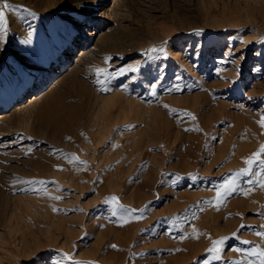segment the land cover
I'll use <instances>...</instances> for the list:
<instances>
[{"label": "rangeland", "instance_id": "374dc122", "mask_svg": "<svg viewBox=\"0 0 264 264\" xmlns=\"http://www.w3.org/2000/svg\"><path fill=\"white\" fill-rule=\"evenodd\" d=\"M5 2L0 106L51 52L47 31L61 42L66 15H79L69 0ZM101 10L103 24L76 34L100 48L75 74L82 85L45 110L54 87L37 102L28 94L0 130V264H261L264 174L247 161L264 146V0H107ZM121 66L140 71L97 74ZM103 98L116 105L100 118ZM63 106L81 108L69 131L56 120ZM229 181L235 191L220 187ZM126 209L136 211L121 219Z\"/></svg>", "mask_w": 264, "mask_h": 264}, {"label": "bare ground", "instance_id": "6f19581e", "mask_svg": "<svg viewBox=\"0 0 264 264\" xmlns=\"http://www.w3.org/2000/svg\"><path fill=\"white\" fill-rule=\"evenodd\" d=\"M28 1L31 2V0H28ZM106 1L107 0H69V2L66 3V4H69L70 2H72L74 6H76V10L79 13V15H74V14L66 15V16H69L68 22L71 27L64 30V35H63L64 39L59 37L60 39H62L61 42L56 38V36L53 35L52 31H49V30L47 31L48 44L50 45L51 52L43 54L44 58H46V59L42 58L44 59V61L42 60L35 61L33 67H27L31 69V74L29 76L28 83L20 88L18 94L16 95L15 98H13L11 102L4 103L0 106V130L4 131V129L8 128L7 126L9 122L11 123L15 122V118H14L15 109H13V107L23 102V99L26 98L28 94L30 95L31 93L30 95L31 102H37L41 98L40 95L42 94L43 90L54 87L53 92H51L49 95L46 96L45 101L43 103L44 106L41 108L45 110L47 108V105L49 107L51 104H53L56 101H62L61 99L62 97L66 98L70 96L72 94L75 84L82 85L81 83L82 81L80 77H77V75L75 74L78 73V71L80 70V66L82 67L83 62H85L86 59L90 57L89 55L91 53H94L96 50H100V48L95 47V49H91V51L86 50L88 49L87 43L89 42L84 40L82 41L80 45H78L76 43L78 41L76 39L77 37L76 34L78 32H81L83 35L86 30V29L80 30L79 29L80 24H83L85 28L89 27L91 20H94L96 18H100V21H102L101 24H103L104 20L101 18H105V12L101 10V8L105 5ZM81 5H86V7H81ZM83 15H85V17L86 16L88 17L85 22H82ZM93 37L94 36L92 35V31H90L88 38L92 39ZM100 40H103V42L100 43L99 42ZM100 40L99 39L96 40V45L97 46L100 45L101 48H105V45L107 42H109V40L106 38H103V39L101 38ZM39 41H42V40H39ZM39 44H41V42ZM41 45H39L40 48H41ZM67 47L71 48L70 53H68L69 50L68 51L66 50ZM32 51L36 52L35 50H32ZM67 53H68V57L65 58V55H67ZM72 55H73V58H69ZM41 57L39 58L41 59ZM27 65L31 66V64L26 61H23V64L20 62L18 69L21 70L23 66H27ZM20 70H17V71H20ZM49 74H53V77L52 75H49ZM58 74H60L61 76L60 78L59 76H57ZM47 76H50V77H48V79L45 80L44 78L45 77L47 78ZM61 82L63 85L57 86V84ZM85 95L87 94L85 91H83V96ZM113 99H108V100L104 99L101 102L102 104L101 108L98 110L100 118H102L104 114L108 112V110L111 109L112 106H114V104L116 105ZM130 110H131L130 112L132 113L134 112L133 115L138 116V117L142 111V109L140 108L138 109L130 108ZM80 111H81L80 107L63 106L61 107V110L56 120L57 121L59 120L60 122L64 124L63 130L69 131L70 128L76 122H78V119L81 118ZM143 113L144 114L147 113L146 119L148 120L149 123H153L156 120L158 122V118H156L155 114L152 111L150 112L143 111ZM157 122H155V125L157 124ZM99 132L100 134L98 136H95V141L98 144L103 143L105 138L107 137L106 130H102Z\"/></svg>", "mask_w": 264, "mask_h": 264}, {"label": "snow or ice", "instance_id": "6c2138e0", "mask_svg": "<svg viewBox=\"0 0 264 264\" xmlns=\"http://www.w3.org/2000/svg\"><path fill=\"white\" fill-rule=\"evenodd\" d=\"M10 7V5L5 2L3 5V8H0V38L2 37H7L9 35V20L6 17L4 8H8ZM81 7H86V5H81ZM23 43L27 44L29 43L28 40H24ZM152 52H158V51H163L158 50V49H151ZM137 71H140L139 66L136 67H131V66H121L119 68H115L113 69L111 72H109L107 69L104 68H100L97 69V74H104L105 76H107L108 78H113V77H120V76H124L126 73H135ZM98 83H103V81L101 80H97ZM158 87V84L156 83H151V94L152 95H156V89ZM175 87H179L178 85H176ZM102 90L107 91V88H103ZM171 90V89H169ZM261 125L264 126V120L261 121ZM261 153H264V146H261L260 152L254 153L252 157H250L247 161V163L249 165H252L253 163H255L256 161H260L261 163V167H260V171L262 174H264V160L261 159ZM252 169L251 167L243 169L242 172L244 173H249L251 172ZM249 184H252L253 182L251 180H248ZM261 184H264V180L260 181ZM221 188H224L226 191H235V188L232 187V181L227 182L226 184H222L220 185ZM221 194L218 192L217 196L219 197ZM112 201L115 202L116 201V197H112ZM107 203V201H106ZM119 207L123 208V205H120ZM136 211L135 209H126L124 213L121 214V219H124L125 215H132V213ZM140 211H143V209H141ZM112 215L115 216L117 215L116 211L113 210L112 211ZM136 219H139V217H134ZM258 235H264V232H259L257 233ZM227 239V237L222 238L221 240H217L214 242L215 245H220L223 243V241ZM245 244L251 243L250 241H244ZM210 251L212 252H218L219 249L216 247H213L212 249H210ZM256 253L253 252V255H255ZM260 255L262 257H264V252H261ZM68 259H71V257H67ZM217 259L219 257H216ZM261 264H264V260H262Z\"/></svg>", "mask_w": 264, "mask_h": 264}]
</instances>
